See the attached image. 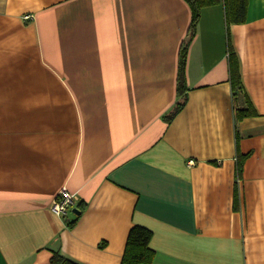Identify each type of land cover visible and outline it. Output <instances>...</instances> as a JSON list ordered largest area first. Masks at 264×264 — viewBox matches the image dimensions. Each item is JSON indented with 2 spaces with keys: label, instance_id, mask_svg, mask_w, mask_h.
<instances>
[{
  "label": "crops",
  "instance_id": "0c3cea01",
  "mask_svg": "<svg viewBox=\"0 0 264 264\" xmlns=\"http://www.w3.org/2000/svg\"><path fill=\"white\" fill-rule=\"evenodd\" d=\"M191 17L187 0H0V264H121L134 224L154 264H264V0L230 27L205 7L189 39ZM229 36L257 110L241 120ZM63 187L80 202L58 215Z\"/></svg>",
  "mask_w": 264,
  "mask_h": 264
},
{
  "label": "trees",
  "instance_id": "16d2710c",
  "mask_svg": "<svg viewBox=\"0 0 264 264\" xmlns=\"http://www.w3.org/2000/svg\"><path fill=\"white\" fill-rule=\"evenodd\" d=\"M191 6L192 17L189 28V39L194 36L198 23L200 21L202 11L205 7L222 3L225 8V17L227 26L230 27L234 23L245 22L247 18V11L249 0H187ZM228 33L230 31L228 30ZM189 41H184L179 55V70L177 77V93L179 101L175 107L165 115V119L171 122L176 114L183 108L186 96V65L188 55ZM229 70L230 81L232 86V93L235 101L241 97L245 98L247 107H240L237 109L236 118L241 120L246 116L257 115V110L253 106L243 83L240 63L231 43L229 36ZM245 156L239 155L238 171L241 172L243 168ZM153 232L148 227L140 224H134L129 230L125 250L122 256L121 264H154L155 250L151 247V239ZM51 264H82L74 259L62 254L58 250L54 251L51 257Z\"/></svg>",
  "mask_w": 264,
  "mask_h": 264
},
{
  "label": "built area",
  "instance_id": "2783aa9c",
  "mask_svg": "<svg viewBox=\"0 0 264 264\" xmlns=\"http://www.w3.org/2000/svg\"><path fill=\"white\" fill-rule=\"evenodd\" d=\"M79 202L80 198L77 193L72 192L67 187H63L54 198L52 209L58 215H66L75 206H78Z\"/></svg>",
  "mask_w": 264,
  "mask_h": 264
},
{
  "label": "water",
  "instance_id": "95a60500",
  "mask_svg": "<svg viewBox=\"0 0 264 264\" xmlns=\"http://www.w3.org/2000/svg\"><path fill=\"white\" fill-rule=\"evenodd\" d=\"M76 213L79 214L80 210L78 208L75 209Z\"/></svg>",
  "mask_w": 264,
  "mask_h": 264
}]
</instances>
